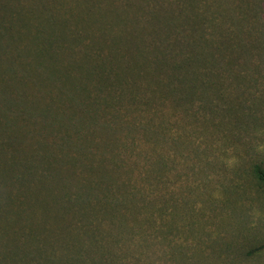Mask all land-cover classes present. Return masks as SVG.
<instances>
[{
	"label": "rangeland",
	"instance_id": "374dc122",
	"mask_svg": "<svg viewBox=\"0 0 264 264\" xmlns=\"http://www.w3.org/2000/svg\"><path fill=\"white\" fill-rule=\"evenodd\" d=\"M54 1H0V123H8L17 130H36L42 108L49 105L56 108L65 103L75 117L74 129L97 127V123L96 127L92 125L81 111L87 98L77 93L76 99L63 101L58 97L66 91H62L55 80L47 79L39 84L44 73L26 70L32 63L29 52L33 43L28 39L31 33L38 31L34 17L42 18L38 13L46 15L51 9L57 13L55 21L64 24V30L57 31L63 34L58 35L54 32L56 25L51 23L48 27L51 31L42 46L48 44L46 48L50 47L48 53L55 58L56 64L68 70L104 54L106 49L101 51L100 40L111 36L115 29L117 35H124L128 29L130 32L148 31L152 25L150 17L158 10L169 9L177 16L175 28H162L160 35L175 33L180 52L181 47L186 50V47L183 49L184 41L201 32L211 40L221 32L228 50L217 52L211 41L209 52H213V64L209 62L207 67L201 65L195 70L212 68L218 72L217 90L208 94L211 99L198 89L191 96L183 97L179 91L175 97L163 99V138L157 144L162 168L159 182L147 185L159 192L162 231L154 237L157 229L152 226L150 230L147 223L137 232L139 224L133 227L131 220L130 230L122 236L123 243L112 248L116 255L114 264H134L136 257L139 260L135 264H264V189L251 173L252 165H264V47L248 46L255 42L254 36L263 38L260 36L263 26L254 24L252 14L258 1L196 0L188 11V0H59L66 14H78L75 18L69 17L70 21L61 9H53ZM259 2L256 11H261L264 25V0ZM182 11H185V18ZM25 18L31 24L27 25L30 30L19 34L16 26L26 25ZM238 27L246 46L236 41V36L240 35ZM16 48L20 55H16ZM39 57L40 52L35 51L33 60L38 61ZM121 80L126 82L124 77L116 83ZM82 81L89 86L90 82L85 79L78 84ZM6 94L11 96V101H5ZM206 101L213 104V112ZM225 102L231 105L233 111L230 113L223 112V107H228ZM13 131L0 125L1 135L9 136ZM34 133L32 131V135ZM70 135L74 136L72 131ZM170 136L176 139L171 141ZM23 141L29 142L26 136ZM134 142L138 149H145L143 139ZM46 184L51 191L45 187L40 191L36 201L38 208L33 210L35 219L27 221L30 230L44 236L39 246H45L46 241L51 245L56 237L60 239L58 235L63 227L58 219L48 224L38 219L39 215L62 216V210L56 205L49 209L44 207L48 203L45 201L50 202L59 194L53 182ZM171 210L172 218L168 215ZM12 230L17 232L14 226ZM9 233L7 224L0 220V240H9ZM142 236L147 246L143 243L135 249L134 241L140 244ZM114 253L106 255V259ZM0 258L5 264H11L1 249Z\"/></svg>",
	"mask_w": 264,
	"mask_h": 264
},
{
	"label": "trees",
	"instance_id": "16d2710c",
	"mask_svg": "<svg viewBox=\"0 0 264 264\" xmlns=\"http://www.w3.org/2000/svg\"><path fill=\"white\" fill-rule=\"evenodd\" d=\"M194 2L196 0H188V11ZM52 3L56 5L53 9L64 12L62 1ZM258 4L252 14L254 24L263 26V35H260L263 38L254 36L255 42L248 46L263 48L264 25L261 11H256ZM39 8L47 10L46 7ZM38 14L42 18L34 17L38 31L31 33L28 39L33 43L29 52L32 63L26 70L44 73L39 84L47 79L55 80L62 91H66L58 97L63 101L76 99L79 97L77 93L87 98L81 111L92 125L96 127L97 123V127L74 129L75 117L65 103L56 108L50 105L42 108L36 130H17L8 123H0L14 130L9 136L0 134V220L10 229L9 240H0V249L11 264H104L107 261L114 264L116 255L112 251L117 243H123L122 236L130 230L131 220L133 227L139 224L137 232L147 223L150 230L152 226L157 229L154 237L162 231L159 192L147 185L159 182L162 168L157 144L163 138V99L175 97L179 91L183 97L191 96L197 89L210 98L208 94L217 90L218 72L212 68L195 70L201 65L207 67L209 62L213 64V52H209L211 41L217 52L228 50V47L221 32L215 40L203 37L201 32L184 41L183 49L186 47V50L181 47L180 52L175 33L160 35L162 28H175L177 16L169 9L158 10L150 17L151 31L130 32L128 29L124 35H117L115 29L111 36L100 40L101 51L106 49L104 54L97 55L94 60H84L83 66L68 70L56 64L55 58L48 53V44L42 46L51 31L48 28L51 23L56 25L54 32L58 35L63 34V31H57L64 30V24L55 21L57 13L51 9L46 15ZM181 14L186 17L185 11ZM66 15L68 21L69 17L75 18L78 14ZM25 19L26 25L20 23L16 26L19 34L30 30L27 25L31 24ZM129 27L134 29L132 25ZM240 29H237L240 35L236 36V41L246 46ZM15 51L20 55L17 48ZM35 51L40 52L38 61L33 60ZM124 77L126 82L116 83ZM81 79L89 81V86L83 81L79 85ZM9 97L6 94L5 101L12 99ZM205 103L213 112L211 101ZM225 103L228 107H223V112L233 111L231 105ZM25 136L29 140L27 143L23 141ZM140 138L145 142V149H138L134 142ZM169 139L174 141L176 138L170 136ZM8 168L15 171L9 172ZM251 173L264 189V165H252ZM47 182H53L59 194L50 202L45 201L48 203L44 207L49 209L56 205L62 210V216L39 215L38 219L47 224L58 219L63 227L58 235L60 239L56 237L51 245L46 241L45 246H39L38 242L44 236L30 230L27 223L34 218L33 210L38 208L36 201L40 191L44 187L49 189ZM168 215L172 218L173 211ZM11 225L16 228V233ZM141 241L140 244L134 241L135 249L145 243L144 236ZM113 253L114 256L107 260L106 255L112 256ZM133 260L135 264L139 258ZM0 264H5L2 258Z\"/></svg>",
	"mask_w": 264,
	"mask_h": 264
}]
</instances>
